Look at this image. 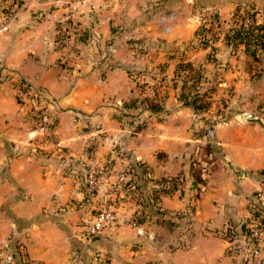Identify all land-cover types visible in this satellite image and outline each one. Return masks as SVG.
Listing matches in <instances>:
<instances>
[{
	"label": "crops",
	"instance_id": "obj_1",
	"mask_svg": "<svg viewBox=\"0 0 264 264\" xmlns=\"http://www.w3.org/2000/svg\"><path fill=\"white\" fill-rule=\"evenodd\" d=\"M59 1L22 0L0 34V208L8 210L2 219L11 234L4 246L19 255V264H90L95 251L112 264H243L239 248L227 236L230 222L247 216L248 197L261 189L257 171L264 170V127L235 115L217 125L213 132L220 139L221 159L210 162L197 184L188 155L198 140L197 124L190 121L187 107L174 104L175 100L170 104L166 96L162 111L151 113L139 129L117 118L121 102L114 95V0H83L96 12L86 22L87 13L79 17L93 39L82 47L68 72L57 65L54 27L61 16ZM142 5V0L134 9L127 4L126 14H137ZM192 30H186L192 33L189 38ZM111 33L108 44L113 51L102 62L106 50L97 54L98 48ZM216 47L229 49L220 40ZM7 74L44 91L50 100L47 133L24 120L4 78ZM131 88L126 83L125 95H132ZM259 118L264 121V116ZM119 144L125 145L129 158L117 156ZM113 147L112 169L127 166L132 158L148 166L153 180L177 176L179 187L160 197L159 218L149 215L135 225L129 221L139 208L137 198L119 200L122 190L116 209L123 223L87 236L84 222L98 197L88 198L81 187L80 165L86 170L92 160L97 168ZM261 214L264 217V211ZM261 261L264 264V250Z\"/></svg>",
	"mask_w": 264,
	"mask_h": 264
},
{
	"label": "rangeland",
	"instance_id": "obj_2",
	"mask_svg": "<svg viewBox=\"0 0 264 264\" xmlns=\"http://www.w3.org/2000/svg\"><path fill=\"white\" fill-rule=\"evenodd\" d=\"M65 1H59L61 16L55 24L56 28H59L61 18L74 10L77 13L75 22L78 21L81 25L82 19L79 17L85 13L87 16H84V19H87L83 20L84 22L96 17V12L91 7L85 6L83 0H69L70 3ZM136 1L138 2V0H114V69H116L114 95H117L116 98L121 102L118 105L117 118L124 123H133L134 126L142 124V121L146 123L153 114L147 111L145 104L147 106L157 104L163 109V96H167L168 102L171 101L170 104H173L175 100L174 104L177 103L183 107L176 98L178 87L183 85L185 93L193 94L196 86L198 92L202 94L203 102L201 101L200 104L205 102L207 106L203 111H194L185 106L190 110V121L197 124L194 134L198 137V140L190 147L188 155L192 160L193 172L198 175L202 171L206 173L210 162L221 157V144H217L220 139H216L213 132L217 125H221L235 115L237 120L246 121L250 125L260 124L264 127V121L261 122L259 118L264 116V51H258L254 58L249 55L246 57L241 45L235 48L228 47V50H219V47H216L222 31L233 25L236 13L239 17L241 15L248 17L253 10L264 5V0H142L143 5L138 13L127 15V4L134 9L133 5L137 3ZM214 13L217 14L218 22L211 23L208 28L218 39L213 45L215 51H211L209 47L199 45L194 34L189 38L192 33L189 34L186 30L193 28L192 32L195 31L207 16ZM143 27H149V29L145 30ZM86 28L89 32L84 44L74 45L73 35L70 44H65V38L61 32L62 40L54 39L60 56L58 64L64 72L72 68L73 61L81 53L82 47L87 43L91 44L92 31L89 27L86 26ZM146 31H150L149 36ZM112 36V33L109 34V38L102 43V47L98 48L97 54H100L103 49L106 50L102 55V62L104 59L107 60L108 54L113 51L108 44L111 43ZM238 49L241 54L243 53V60L240 52H237ZM101 59L95 64L98 68L101 67ZM184 62H190L200 73V82L195 86L192 84L196 75L189 69V71H181L179 77L173 76L176 64ZM126 70L130 72L135 82L128 77ZM1 78H3L2 75H0V81ZM4 78L8 80L12 89L16 76L7 74ZM126 83L133 90L130 97L128 94L125 95ZM173 84L176 86L174 87ZM35 87L41 89L34 85L33 88ZM152 89L157 94L152 97V100L146 102V99H150ZM125 98L127 100L124 102L135 98V108H124ZM154 117L158 118L156 115ZM115 153L119 158H124L127 153L125 145H116ZM99 161L97 169L106 171L103 175L108 174V170L114 167V147L112 153L110 152ZM118 163L124 164L120 161ZM260 170L257 174L264 173L263 169ZM6 214L8 215V210L0 208L1 253L12 250L8 244L4 246L5 240L11 237V234L6 231L8 225L2 219V216Z\"/></svg>",
	"mask_w": 264,
	"mask_h": 264
},
{
	"label": "trees",
	"instance_id": "obj_3",
	"mask_svg": "<svg viewBox=\"0 0 264 264\" xmlns=\"http://www.w3.org/2000/svg\"><path fill=\"white\" fill-rule=\"evenodd\" d=\"M236 18V19H235ZM235 18L233 19V25L228 28L227 30L222 31V36L220 40H222L223 44L235 48L236 46L241 45L243 47V53L247 57V55L251 57H256L258 51H264V23L259 20L254 14H250L249 24H244V17H239L237 13L235 14ZM218 22L217 14L214 13L210 16H207L205 20H203L198 28L193 32L194 37L196 38V42L201 45L202 47H209L211 51H215V47L213 46L215 41L218 39L212 31L208 28V25L211 23ZM218 26V25H217ZM60 28V26H59ZM55 27V41L56 38L59 41L62 40V36L60 34V29ZM73 39L74 45L84 44L86 37H88L89 30L86 26L81 25L78 21L74 22L73 26ZM61 39V40H60ZM58 49V47H56ZM254 57V58H255ZM57 65L60 66L57 62ZM187 68V69H186ZM190 70V72L195 73L194 82L192 85L200 82L201 76L199 71L193 68L190 62H184L176 64L175 69L173 70V76L179 77L181 71ZM188 70V71H189ZM128 77L135 82L133 76H131L130 72L126 70ZM14 85V84H13ZM18 85L22 86L24 89H28L29 85L23 80L18 78ZM175 87L176 84H173ZM165 93V92H164ZM157 94L155 90L152 89L150 99H146L147 101L152 100L154 95ZM165 95V94H164ZM165 96H163L164 98ZM176 98L181 102L183 106L190 107L194 111H203L206 109L207 104L204 102L200 104L202 100V94L198 92L195 86V91L193 94L185 93L183 91V85L178 87V93ZM136 103V99L132 98L127 102H124L123 107L125 108H135L134 104ZM143 104V102H142ZM147 111L150 113H157L158 111H162V107L158 106L157 104H150L147 106ZM24 120L33 128L34 123L37 121L36 112L27 111L25 114H22ZM145 123V122H144ZM142 124L136 125V128L139 129L143 126ZM50 126V125H49ZM126 158H129L125 156ZM81 166V177H82V185L85 194L86 192V185L84 182V175H85V168L83 165ZM192 169V168H191ZM100 170V174H103ZM127 172L129 174L128 181L123 186V196L119 198V200H123V198L127 196H136L137 203L139 208L134 211L132 215V219L136 223L143 222L147 216L152 215L156 218H159L162 211L158 209L156 204L159 202L161 196H168L174 194L178 190L179 179L177 176L162 178L153 180L149 175V168L144 162L136 161L134 159L128 160L127 163ZM106 174V173H105ZM104 174V175H105ZM191 175L196 181L197 184L201 182V179L198 173L193 172L191 170ZM260 176V183L261 189L259 191L253 192L250 197H248V205L246 207L247 216L238 220L237 222L233 221L230 222V227L232 228L229 235L227 236L230 241L233 239H237L238 242H235V245L238 248L244 247V241H241L240 238L245 234V225L251 219L255 218L257 221L260 222L261 225L264 227V217L262 216L261 212L264 211V207L258 204L255 199L259 193L264 192V173L260 172L258 174ZM99 200V199H98ZM97 200V203H98ZM261 208V209H259ZM10 253L14 256L16 264H19V255L14 251H10ZM18 256V259L15 257Z\"/></svg>",
	"mask_w": 264,
	"mask_h": 264
},
{
	"label": "built area",
	"instance_id": "obj_4",
	"mask_svg": "<svg viewBox=\"0 0 264 264\" xmlns=\"http://www.w3.org/2000/svg\"><path fill=\"white\" fill-rule=\"evenodd\" d=\"M65 2H69L66 0ZM22 0H0V34L6 31L8 24L16 16L21 6ZM255 17L264 23V5L256 8L252 12ZM77 13L75 10L70 14L64 15L60 22V32L64 35L65 44L69 45L72 41L73 29ZM243 17V15H241ZM244 24H249V18L244 17ZM12 91L14 98L19 105L21 114L27 111L36 112L37 121L34 123V129L44 134L47 133L50 125L48 109L50 100L43 90L33 88L29 84L28 89L18 85V78L13 80ZM59 148V145H57ZM86 172L84 182L86 185L87 196L90 199L98 197V204L94 212L84 222V232L87 236H93L106 229H114L124 221L123 217L118 215L116 204L118 193L123 190L124 184L129 179L127 166L120 169H112L108 174H100L95 163L90 160L85 165ZM256 202L264 207V192L258 197ZM129 224L135 225L136 222L131 219ZM244 241V247L239 248L240 259L243 264H262L261 255L264 250V227L255 218L251 219L245 225V234L241 236ZM238 242L237 239H233ZM90 264H112L111 260L104 254L95 251L90 255ZM0 264H16L14 256L10 252L0 255Z\"/></svg>",
	"mask_w": 264,
	"mask_h": 264
}]
</instances>
